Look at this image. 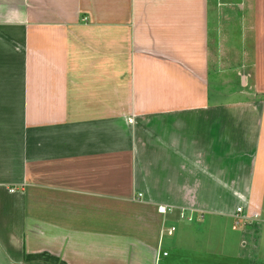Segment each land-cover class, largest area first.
Listing matches in <instances>:
<instances>
[{"label":"crops","instance_id":"crops-1","mask_svg":"<svg viewBox=\"0 0 264 264\" xmlns=\"http://www.w3.org/2000/svg\"><path fill=\"white\" fill-rule=\"evenodd\" d=\"M229 222L264 242V0H0V264H194Z\"/></svg>","mask_w":264,"mask_h":264},{"label":"rangeland","instance_id":"rangeland-1","mask_svg":"<svg viewBox=\"0 0 264 264\" xmlns=\"http://www.w3.org/2000/svg\"><path fill=\"white\" fill-rule=\"evenodd\" d=\"M232 7L237 9V5H234ZM233 13L234 11H231L226 16L230 17L231 15L233 19L234 17ZM235 29L236 30L238 29L237 26H235ZM219 44L220 46H219L218 52H219L220 62H221L220 69L222 71V80H224L223 79L224 76L230 77V74L236 76L235 74H237V67H238L237 64L241 63L239 60L244 57V52H243V49L240 47V39L236 38L235 34H232V33H227V34L222 33ZM233 78L236 79L235 77ZM237 80L239 81V79ZM238 81H235V85H233V87L225 88L224 90H222L225 93L222 95V100H231V99L240 97L239 94L232 93L233 88H235L238 84H240V82ZM224 85H227V83H224ZM204 223L207 224L206 221ZM234 226L235 228L232 229L231 222L225 223V225L222 224L219 232L218 231L215 232L213 225H211L210 227L204 226L206 230L204 231L205 233L204 241L202 243L203 250H201V251H205L204 257H201L194 264H264L262 262H259V260L264 262V242L263 240L260 241V243L256 241L254 242L252 241L249 235V236H246L245 243L243 241V244L237 245V243H239L240 241L241 236H242L241 239H244L243 237L244 227H243V223L241 224L235 223ZM259 227L250 229L248 230V232H250L251 235L252 234L256 235L257 237L259 234V229H260ZM180 232L184 233L182 226H178L177 232L175 234H179ZM228 232H230L232 235H235L233 237V240L231 241L232 245L231 246L229 245L230 248L229 249L222 248L228 252L229 257L228 256L226 257L218 256L217 257L215 253H217L216 250L222 244V241L220 244V240H221L220 238L222 237L221 235L223 233L227 234ZM187 243L189 244L190 241H188ZM179 244H181V242ZM194 245H196L195 242L193 243V246Z\"/></svg>","mask_w":264,"mask_h":264},{"label":"trees","instance_id":"trees-1","mask_svg":"<svg viewBox=\"0 0 264 264\" xmlns=\"http://www.w3.org/2000/svg\"><path fill=\"white\" fill-rule=\"evenodd\" d=\"M31 256H33L35 258L37 257V258L42 259L44 261V263H42V264H58V263L64 264L63 262L60 261L59 258H57L53 255H50L49 253H42V254H38V255H26V261H30V259H28V258H30Z\"/></svg>","mask_w":264,"mask_h":264},{"label":"built area","instance_id":"built-area-1","mask_svg":"<svg viewBox=\"0 0 264 264\" xmlns=\"http://www.w3.org/2000/svg\"><path fill=\"white\" fill-rule=\"evenodd\" d=\"M164 210V209H163ZM237 213H238V218H241V219H246L247 217H246V214L244 213V208L243 207H238L237 208ZM255 217H257L256 215H255ZM236 224H239V222H236ZM174 227H172L169 231H168V234H172V232L174 231ZM166 254V253H165Z\"/></svg>","mask_w":264,"mask_h":264}]
</instances>
